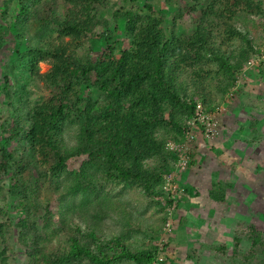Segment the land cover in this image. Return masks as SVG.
I'll return each mask as SVG.
<instances>
[{"label": "trees", "instance_id": "16d2710c", "mask_svg": "<svg viewBox=\"0 0 264 264\" xmlns=\"http://www.w3.org/2000/svg\"><path fill=\"white\" fill-rule=\"evenodd\" d=\"M131 1L0 0V264H151L163 255L134 239L175 226L160 202L187 193L180 175L204 136L191 139L173 192L164 184L177 156L165 144L185 141L196 103L217 120L220 101L264 48V29L255 32L263 20L253 19L264 0H201L182 30ZM97 44L103 51L92 56ZM139 197L153 200L159 223L132 214ZM243 236L246 248L237 251L235 233L229 260L264 264V229L248 223Z\"/></svg>", "mask_w": 264, "mask_h": 264}, {"label": "rangeland", "instance_id": "374dc122", "mask_svg": "<svg viewBox=\"0 0 264 264\" xmlns=\"http://www.w3.org/2000/svg\"><path fill=\"white\" fill-rule=\"evenodd\" d=\"M131 2L137 11L145 2L153 10L163 13L164 26L170 25L174 17L175 28L181 30L189 29L192 17L198 15L203 6L201 0ZM122 5V10L126 9V2ZM118 6L121 7L119 3ZM253 19L257 23L263 20L259 24L261 28L255 31L261 33L264 29V11L255 14ZM120 30L121 27L117 26L118 37ZM6 45H2L0 57L7 56ZM122 45L127 46L128 41L124 39ZM102 51L103 46L97 44L92 56H98ZM259 51L261 55L237 75L235 85L214 111L221 128L216 137L218 139L214 140V144L219 142L215 152H211L209 144H206L204 153L209 154L210 160L202 154L200 161L196 158L195 163L180 175L188 196L179 192L180 198L174 205L160 202L166 219L171 225L176 223L175 226L170 232L162 227L152 239L148 238V232H137L139 236L134 239V244L143 238L145 244L156 248L157 252H163L158 257L161 264H235L229 260L235 233L240 237L237 251H243L247 246L243 236L246 225L251 223L256 229H264V48ZM47 69L48 64L38 63V73ZM5 104V98L0 95L1 119L6 116ZM199 141L204 142L205 139ZM249 172H253L252 175ZM192 183L196 188L192 187ZM209 189H225L224 198L218 202L210 199L207 196ZM131 196L138 198L134 193ZM144 202L140 197L136 202L139 204V214L136 203L130 205L134 207L132 214L139 215L147 224L154 226L159 223L158 209L154 208L153 200ZM217 245L223 246L221 252L213 248Z\"/></svg>", "mask_w": 264, "mask_h": 264}, {"label": "built area", "instance_id": "2783aa9c", "mask_svg": "<svg viewBox=\"0 0 264 264\" xmlns=\"http://www.w3.org/2000/svg\"><path fill=\"white\" fill-rule=\"evenodd\" d=\"M185 135V141L182 143H175L168 141L165 144V148L171 150L177 156V166L174 172L165 176L164 186L170 187V191L175 190L176 184L172 182L176 173H179L186 165V159H188L189 143L191 139L199 136L209 138L217 134V121L215 117L208 111L204 110L199 103H196L193 108V113L190 118L185 121L182 127ZM151 264H161L160 259L154 260Z\"/></svg>", "mask_w": 264, "mask_h": 264}, {"label": "crops", "instance_id": "0c3cea01", "mask_svg": "<svg viewBox=\"0 0 264 264\" xmlns=\"http://www.w3.org/2000/svg\"><path fill=\"white\" fill-rule=\"evenodd\" d=\"M205 139V141L204 142H200L199 140L197 141V143H196V147H195V149H194V152H195V156L197 157V160L198 161H200L201 160V155L203 154V155H206V157H208V159L210 160V156H209V154H207V153H204V151L207 149V147H206V144H209L208 146L210 147V149H212L211 150V152L212 151H214V149H216L215 148V146H216V144L218 145L219 144V142L218 143H216V144H214L215 142H214V140L215 139H218V138H204ZM211 143V144H210ZM222 143V142H221ZM212 145V146H211ZM215 152V151H214ZM199 158V159H198ZM214 162V161H213ZM192 187H194V188H196V186L192 183Z\"/></svg>", "mask_w": 264, "mask_h": 264}]
</instances>
